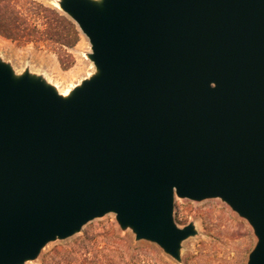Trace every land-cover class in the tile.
<instances>
[{
  "label": "water",
  "instance_id": "1",
  "mask_svg": "<svg viewBox=\"0 0 264 264\" xmlns=\"http://www.w3.org/2000/svg\"><path fill=\"white\" fill-rule=\"evenodd\" d=\"M95 72L67 96L0 59V264L113 214L181 263L174 200L219 199L264 264V0H58Z\"/></svg>",
  "mask_w": 264,
  "mask_h": 264
},
{
  "label": "rangeland",
  "instance_id": "2",
  "mask_svg": "<svg viewBox=\"0 0 264 264\" xmlns=\"http://www.w3.org/2000/svg\"><path fill=\"white\" fill-rule=\"evenodd\" d=\"M57 2L0 0V18L6 20V25L0 21V59L10 64L16 74L28 70L65 94L89 78L95 69L87 57L91 50L85 36L75 26L79 40L73 44L74 36L53 15L56 12L67 18ZM173 217L179 228L193 223L197 231L195 237L182 244L181 263L172 261L153 244L135 243L131 232H121L114 215L107 214L88 223L72 238L48 244L37 260L26 264H50L62 254L76 250L86 234L103 246L102 239H109L111 231L149 250L152 264H246L256 242L253 231L245 219L221 200L193 202L176 197Z\"/></svg>",
  "mask_w": 264,
  "mask_h": 264
},
{
  "label": "trees",
  "instance_id": "3",
  "mask_svg": "<svg viewBox=\"0 0 264 264\" xmlns=\"http://www.w3.org/2000/svg\"><path fill=\"white\" fill-rule=\"evenodd\" d=\"M53 15L74 36L73 44L77 43L79 34L75 25L56 12H53ZM0 21L6 25L5 19L0 18ZM109 237L102 239L101 246L95 237L86 234L78 243L76 250L62 254L50 264H152L148 255L149 250L130 243L114 231H111Z\"/></svg>",
  "mask_w": 264,
  "mask_h": 264
},
{
  "label": "bare ground",
  "instance_id": "4",
  "mask_svg": "<svg viewBox=\"0 0 264 264\" xmlns=\"http://www.w3.org/2000/svg\"><path fill=\"white\" fill-rule=\"evenodd\" d=\"M64 96H67V93L63 94ZM231 225V224H230ZM232 227V226H231Z\"/></svg>",
  "mask_w": 264,
  "mask_h": 264
}]
</instances>
